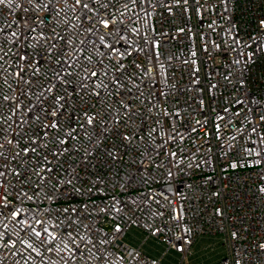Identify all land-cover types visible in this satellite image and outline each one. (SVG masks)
Segmentation results:
<instances>
[{
    "label": "built area",
    "instance_id": "2783aa9c",
    "mask_svg": "<svg viewBox=\"0 0 264 264\" xmlns=\"http://www.w3.org/2000/svg\"><path fill=\"white\" fill-rule=\"evenodd\" d=\"M84 2L93 11L69 9L63 0L42 9L28 0L0 5V28L16 32L7 37L15 43L0 39L5 51L11 48L2 73L7 83L0 79V171L7 185L0 194L11 202L5 212L78 209L92 229L87 234L99 248L97 255H106L107 264H166L170 253L189 264L201 238L226 247L225 256L211 264H264V0H101L107 8ZM102 19L109 21L108 28ZM100 36L117 51L101 45ZM93 70L107 89L95 87L97 77L83 79ZM85 113L95 116L92 125ZM220 115L231 123L218 121ZM51 122L59 131L45 128ZM72 128L77 138L58 144ZM62 149L67 151L57 155ZM40 167L52 169L44 173L51 178L44 191L54 200H44L41 193L40 202L21 203L18 192L35 196L38 191L34 170ZM69 178L72 184L57 185ZM12 223L4 242L9 233L17 240ZM132 230L146 238L128 243ZM68 231L61 225V235ZM79 232L84 235L86 229ZM148 240L165 248L161 256L145 249ZM16 247L23 250L18 240ZM15 250L0 248L3 264H23L19 255L10 254ZM81 253L84 258L72 264H105L88 259L83 245ZM46 255V264H62L52 253Z\"/></svg>",
    "mask_w": 264,
    "mask_h": 264
},
{
    "label": "snow or ice",
    "instance_id": "6c2138e0",
    "mask_svg": "<svg viewBox=\"0 0 264 264\" xmlns=\"http://www.w3.org/2000/svg\"><path fill=\"white\" fill-rule=\"evenodd\" d=\"M15 0H7V4L11 5L14 3ZM59 3L60 0H57ZM130 3L135 4L137 0H129ZM177 3H179V0H176ZM188 0H184V3L187 4ZM6 3V0H0V5H4ZM28 3L35 4L36 9H42L47 8L50 4H52V0H47V3L44 2V0H40V3H36V0H28ZM63 3L68 5L69 9H75L77 7L82 6L83 9H89L90 11H93V9L90 8L89 3H85L84 0H74V3L69 4V0H63ZM93 4H98L100 7L107 8L109 5L105 3H101V0H92ZM124 7L127 9L128 4L126 3ZM119 11V10H118ZM124 13H121L123 15ZM57 15H59V12H57ZM79 19V17H77ZM43 23V21H41ZM100 23L103 25L104 28H108L109 21L108 20H101ZM10 27V25L8 26ZM75 27V25H73ZM32 31H35V29H32ZM90 31V29H89ZM0 33H3V37H0V39H3L7 41L9 44L15 43V40L8 41L7 37L11 35L12 37H16V32L12 31L11 33L5 32L4 28H0ZM18 39V37H17ZM35 39V38H34ZM60 39H64L63 36L60 37ZM100 44L104 47L111 49L112 52H116L117 50L113 48L112 44H106L104 41V37H99ZM71 43V41H69ZM81 44H83V41H80ZM130 47V46H129ZM154 48L159 47V43L153 45ZM142 49H138L137 51H141ZM11 51V48L9 47L7 51H5L2 44H0V79H4V82L7 83V80L3 77L2 73L6 72L7 69L4 68V63L6 61L4 58L8 56V52ZM79 53L81 55L85 56V60L91 61L92 57L90 55L85 54V50L83 48H80ZM130 54V53H128ZM123 55V54H121ZM195 55V53H193ZM101 57L105 56V53H100ZM79 57H77L78 59ZM21 59H25L24 57H21ZM67 64L68 68H71L72 65L68 64L67 60L64 62ZM119 63V62H118ZM193 64H195V61H193ZM123 65H120V68L117 70L123 69ZM137 67H140V65H137ZM23 71V69H21ZM149 73L151 72V69L148 70ZM15 75L17 77H20V72H16ZM56 75L63 81L64 76L61 75L60 72H57ZM64 75L71 76L72 72L65 71ZM104 76H108V72H104ZM91 77H97L99 82H94L96 88L104 87L107 89V85L104 84V81L102 78L99 77V74L96 71H91L89 75H86L83 77L84 80L90 79ZM22 79V77H20ZM115 85L118 87H123L119 83V80L114 79L112 81ZM67 83V81H65ZM86 87V85H84ZM54 87V86H53ZM47 91H51V89H47ZM43 94V93H42ZM94 95L99 96V92H94ZM111 94V93H109ZM163 95V93H162ZM3 99L5 101L9 100L8 96H4ZM63 99V97H57V101ZM59 107H62L63 105H58ZM126 109L130 111V108L128 105H124ZM227 112L228 109H225ZM15 111L12 112V115H15ZM52 116H56L57 112L56 110H53L51 112ZM175 115L179 116V113H175ZM86 117V123L87 125H92L95 121V116L88 115L85 113ZM12 116H8L7 119L11 120ZM3 115L0 114V122H3ZM38 119V117H37ZM218 121H224L228 120L229 123H231L230 117H225L223 115H220L217 117ZM260 119L264 121V115H261ZM197 123H200L197 121ZM10 126V125H9ZM84 127V124H81V128ZM221 125L219 123L216 124L217 131L220 130ZM45 128H54L59 131V125L56 122H51L50 124H46ZM76 128H72L65 132V139H59L58 144H66L68 142L67 138L76 139V136H73L72 134L76 132ZM243 131V130H242ZM252 132H256V128L253 127L251 129ZM152 132H156V129H153ZM151 135V132L149 133ZM47 135V133H45ZM259 136V133H257ZM171 139H174V137H170ZM125 139H130L129 137H125ZM232 139H235V137H232ZM260 142L262 145H264V137H260ZM8 143L11 144L12 141L9 139ZM35 143V141H33ZM253 144L256 143V141H252ZM4 148V144L0 143V149ZM21 151L24 152L25 155L28 154L29 149H22ZM31 152H36V148H31ZM63 151H67V149H62L60 153H57V155L62 154ZM249 151H253V149H249ZM3 151H0V156H3ZM16 155H20V152H17ZM170 155H175V153H171ZM256 155L259 156L261 153L259 151L256 152ZM46 159V157H45ZM235 167V165H233ZM36 175L39 177V183L35 185L36 189L38 191L35 192V196L30 195L28 192H18L17 196L20 198L21 203H23L24 199L27 200H35L37 202H40L41 193H43V199L48 201H53L54 197L49 192L44 191V185L45 181H50V176L44 175V173H51L52 169L49 167H40L36 170H34ZM17 176L20 175L19 172L15 173ZM6 177V173L4 171H0V188H6V179H3ZM72 184V179H66V180H58L57 185L58 186H66ZM57 185H53V191H58ZM11 202L8 200V196L4 194H0V248H3L5 250L8 249H16L15 251H12L10 254L12 256L19 255L20 260L23 261V264H29L30 260H37L38 264H46L48 257L46 254L52 253L54 256L58 257L59 260L62 262V264H72V261L75 260L77 257L84 258L83 254L81 253V245L85 249H87V252L89 254L88 259H96L99 261L105 262L107 264V256L101 253L100 255H97V252H99V248L97 247V244L94 243L91 239V237L87 234L88 232H91L92 229L89 228L88 225L84 224L83 221L80 219V216L82 213L76 209L72 208L71 210L69 208H62V209H53L51 206L45 209H28L24 210L20 207H14L10 213H6L5 209L9 207V204ZM87 205H83V208L87 209ZM111 207L115 208V204H113ZM106 209L102 210L105 211ZM116 211H120V209L116 208ZM31 212L33 215H28V213ZM60 212L65 215L61 217V215H53V213ZM46 214V215H45ZM88 215H92L91 212L88 213ZM7 220L9 223H12V228L14 231L17 232V240L20 245L23 246V250L17 249V240L11 239V234L9 233L7 236V242H4L7 230L9 228V223H5L4 221ZM61 225H63L67 229H72V231H68L65 234L61 235ZM80 228L86 229V234L81 235L79 232ZM119 229L117 228V231ZM23 232L24 236H19V233ZM75 233V234H74ZM100 244L105 243L104 240L99 241ZM91 245V247H89ZM260 247L264 248V245H261ZM93 249H96V252H93ZM26 253V255H25ZM62 253H68L67 257L63 255ZM0 264H3V260H0ZM16 264H20V261H17ZM55 264V262H53Z\"/></svg>",
    "mask_w": 264,
    "mask_h": 264
},
{
    "label": "rangeland",
    "instance_id": "374dc122",
    "mask_svg": "<svg viewBox=\"0 0 264 264\" xmlns=\"http://www.w3.org/2000/svg\"><path fill=\"white\" fill-rule=\"evenodd\" d=\"M146 238L145 234L132 230L125 238L128 243L139 244ZM145 249L153 256H161L165 248L155 240H148ZM194 254L190 258L189 264H211L214 260L220 259L226 254V247L222 242L201 238L193 248ZM166 264H181V257L170 253L165 259ZM186 264V263H183Z\"/></svg>",
    "mask_w": 264,
    "mask_h": 264
}]
</instances>
